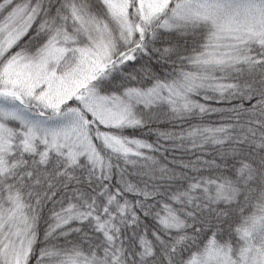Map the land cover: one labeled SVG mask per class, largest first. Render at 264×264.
I'll use <instances>...</instances> for the list:
<instances>
[{
    "label": "snow or ice",
    "instance_id": "snow-or-ice-1",
    "mask_svg": "<svg viewBox=\"0 0 264 264\" xmlns=\"http://www.w3.org/2000/svg\"><path fill=\"white\" fill-rule=\"evenodd\" d=\"M0 264H264V0H0Z\"/></svg>",
    "mask_w": 264,
    "mask_h": 264
}]
</instances>
